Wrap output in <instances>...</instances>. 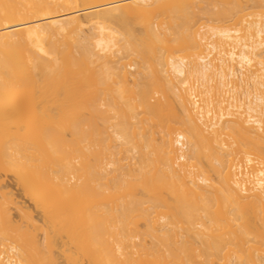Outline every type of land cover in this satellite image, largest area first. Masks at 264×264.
<instances>
[{
  "label": "bare ground",
  "instance_id": "1",
  "mask_svg": "<svg viewBox=\"0 0 264 264\" xmlns=\"http://www.w3.org/2000/svg\"><path fill=\"white\" fill-rule=\"evenodd\" d=\"M251 1L0 0V264L263 263Z\"/></svg>",
  "mask_w": 264,
  "mask_h": 264
},
{
  "label": "rangeland",
  "instance_id": "2",
  "mask_svg": "<svg viewBox=\"0 0 264 264\" xmlns=\"http://www.w3.org/2000/svg\"><path fill=\"white\" fill-rule=\"evenodd\" d=\"M241 4H242L244 7H246V6H250V5L252 4V1H251V0H249V1L242 0ZM207 7H208L209 9H213V10L216 9V7H213V6H207ZM252 11H255V9L252 8V7H249V8H247V9L245 10V12H252ZM192 15H193V19H194L193 22H194L196 25L201 24V25L204 27L203 30L206 29V27H207L208 25H210V24L213 23V21L211 20V18L206 14V10H205V9H196V10L192 13ZM245 18H246L248 21H251V20H254V19L259 20V19L256 18L255 16H251V15H248V16H246ZM87 33H88L87 31L84 32V34H87ZM260 37L264 39V33H262V34L260 35ZM239 91H240V90H239ZM237 93H238V92H237ZM123 155H124V157H125V155L127 156V155H129V154H125V153H124ZM128 162H129V165H130V166H131V164H132V166H134L133 163H132L133 161H128V160L126 161V160H123V161H122V164H123V168H124V169L127 168V166H128ZM111 168H112L111 166H108V167L106 168V170L109 171V170H111ZM3 185H4V189L7 190V191H9V192H11V193L14 195L15 199H16V200H17V201H18V202H19V203L25 208V210L30 211V212L32 213V216H33L35 222H36L37 224H40V223L42 222V220H43L41 214H40L39 212L35 211V210L33 209V207H32V204L22 196V194H21V192H20L18 186L14 183V181H13L10 177H8V178H6V179L3 180ZM11 213H12V215H13L14 220H18V218H19V216H20V213H19L17 210H15V209H11ZM42 237H43V234H42V233H40V232L37 233V238H38L39 240H41ZM134 242H135L136 244H139V240H138V239H134ZM145 243H146V244H149V241L147 240ZM132 250L136 252L137 250H139V246L134 247ZM54 255H55V263H54V264H70V263L64 258V256H63L62 254H60L59 252L55 251V252H54ZM134 256H135V254H134ZM262 261H263L262 264H264V258H262ZM83 264H88V263H87V262H83Z\"/></svg>",
  "mask_w": 264,
  "mask_h": 264
}]
</instances>
